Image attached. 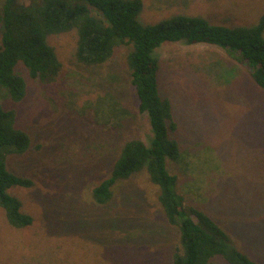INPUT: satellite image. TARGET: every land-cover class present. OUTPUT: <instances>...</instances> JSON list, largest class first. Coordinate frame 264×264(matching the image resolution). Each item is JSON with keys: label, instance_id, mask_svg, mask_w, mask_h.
Wrapping results in <instances>:
<instances>
[{"label": "rangeland", "instance_id": "rangeland-1", "mask_svg": "<svg viewBox=\"0 0 264 264\" xmlns=\"http://www.w3.org/2000/svg\"><path fill=\"white\" fill-rule=\"evenodd\" d=\"M144 3L143 23L183 12L215 25L250 26L264 12V0ZM57 43L64 61L57 83L30 78L19 66L29 82L24 101L15 103L0 86V104L16 108L19 126L32 136L31 149L11 157L10 167L35 181L10 189L35 218L28 228L13 229L0 208V264H171L179 230L165 219L146 173L117 182L109 205L92 198L122 142L153 138L124 59L130 46L108 64L90 67L75 60L72 36ZM156 55L160 91L178 122L182 156L167 161L177 192L264 264V88L218 45L165 42ZM212 264L228 263L217 258Z\"/></svg>", "mask_w": 264, "mask_h": 264}, {"label": "trees", "instance_id": "trees-1", "mask_svg": "<svg viewBox=\"0 0 264 264\" xmlns=\"http://www.w3.org/2000/svg\"><path fill=\"white\" fill-rule=\"evenodd\" d=\"M144 6V0H0V86L19 104L29 88L19 66L30 78L57 83L64 72L57 43L62 35L72 36L75 60L90 67L108 64L123 45L130 46L124 59L138 111L148 115L153 138L150 144L138 136L121 143L109 176L93 189L95 204L109 205L117 182L146 173L157 188L165 219L179 230L171 264H212L217 258L228 264H261L234 244L222 223L186 204L177 192L178 178L167 161L178 162L182 156L175 138L178 122L172 101L160 91L156 53L165 42L218 45L243 62L264 88V12L250 26L215 25L204 16L183 12L143 23L139 16ZM18 115L16 108L0 104V208L7 223L22 230L35 218L10 189L32 187L35 181L9 164L11 157L27 154L32 146V136L19 126Z\"/></svg>", "mask_w": 264, "mask_h": 264}]
</instances>
